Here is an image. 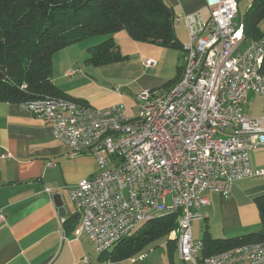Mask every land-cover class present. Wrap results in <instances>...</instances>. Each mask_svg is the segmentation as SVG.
I'll return each mask as SVG.
<instances>
[{
  "label": "built area",
  "instance_id": "2783aa9c",
  "mask_svg": "<svg viewBox=\"0 0 264 264\" xmlns=\"http://www.w3.org/2000/svg\"><path fill=\"white\" fill-rule=\"evenodd\" d=\"M205 2L207 20L175 19L189 35L180 80L163 93L140 92L137 118H128L124 104L98 110L45 98L24 105L52 124L71 157L94 156L99 173L72 188L71 200L80 215L75 238L87 235L99 255L145 224L176 215L170 238L186 264H264V242L204 257L203 241L193 237L207 193L229 198L235 183L264 177L250 163L251 152L264 148V115L244 112L249 93L264 94V38L246 39L238 0ZM157 64L147 60L145 67ZM5 221L0 213V225Z\"/></svg>",
  "mask_w": 264,
  "mask_h": 264
},
{
  "label": "crops",
  "instance_id": "0c3cea01",
  "mask_svg": "<svg viewBox=\"0 0 264 264\" xmlns=\"http://www.w3.org/2000/svg\"><path fill=\"white\" fill-rule=\"evenodd\" d=\"M164 1L173 8L175 19L195 14L205 19V0ZM259 28L264 37V20ZM174 31L181 45L189 41L183 22L175 24ZM118 35L120 33L112 36L115 43L118 42ZM108 38L105 37L100 43ZM85 42L68 47L54 56L53 82L68 96L98 108L114 106L116 100L107 101V97L113 96L108 91L98 99L85 92V84L91 78L89 66L96 69V74L103 76L112 71L107 68L119 65L116 73H127L131 77L130 85L140 82L142 89H154L160 82L141 83L142 79L151 70L157 69L161 73L171 50L153 44H133V53H121L125 60L94 67L87 64L84 57L95 44ZM147 60H157L159 63L156 67L146 68ZM181 67L177 64V76ZM166 85L157 92H165L169 88ZM137 94L134 93L135 99ZM121 96L122 93L118 92V99ZM244 112L254 119L261 118L264 115V94L249 93ZM259 150L251 152L253 170L264 169L259 157L256 158ZM96 171L94 156L85 152L71 157L69 149L54 138L50 122L35 117L22 104L0 102V213L6 217V221L0 225V264H85V258L89 259V264H177L176 242L170 238L173 231L165 238L167 242L163 245V251H157L159 245L155 247L156 250L145 249L137 256L116 263L100 261V255L93 257L94 245L87 235L75 238L74 231L80 215L71 200V190L81 180L96 174ZM56 194H61L66 202L65 217L60 216L55 205L53 196ZM262 196L264 184L251 187L241 181L235 183L229 198L207 193L209 205L201 211L204 218L198 220L202 224L204 221L207 223L206 229L203 233L199 232L203 236L199 239L194 236L198 232L192 226L194 239L203 241L206 231L214 240H228L259 232L262 225L255 199ZM198 228L203 229V225ZM174 245L176 250L171 254L169 251ZM181 264L186 263L182 261Z\"/></svg>",
  "mask_w": 264,
  "mask_h": 264
},
{
  "label": "trees",
  "instance_id": "16d2710c",
  "mask_svg": "<svg viewBox=\"0 0 264 264\" xmlns=\"http://www.w3.org/2000/svg\"><path fill=\"white\" fill-rule=\"evenodd\" d=\"M264 0H252L242 20L247 40H260ZM175 13L164 0H0V102L22 104L45 98L71 100L53 82V59L60 51L97 37H109L88 49L87 64L94 67L126 59L112 36L127 31L136 42L182 51L175 31ZM264 74V70H263ZM178 76L167 86L178 82ZM262 229L245 236L214 240L205 232L203 256L264 242V196L255 199ZM177 228L169 215L145 224L99 260L120 262L142 253ZM176 250L169 251L171 254ZM173 263L172 255H170Z\"/></svg>",
  "mask_w": 264,
  "mask_h": 264
},
{
  "label": "rangeland",
  "instance_id": "374dc122",
  "mask_svg": "<svg viewBox=\"0 0 264 264\" xmlns=\"http://www.w3.org/2000/svg\"><path fill=\"white\" fill-rule=\"evenodd\" d=\"M238 1H239L238 19L243 20L245 18L247 11L249 10L251 6L252 0H238ZM209 16H210V10L207 8V12L204 18L207 19ZM119 33L120 35H118V42L116 43L120 45L119 49L123 55H128L129 51L133 53L134 45H138L140 43L143 44L142 42H135V41L133 42L131 38L128 36L127 31H121ZM104 38L105 37L93 38L85 42V44L91 43L92 45L94 44L96 45L100 43ZM187 42L182 43V44H186ZM144 44H149V43H144ZM154 46H157V45H154ZM169 52L170 53H169V57L167 58V62L165 64V68L161 71V73H158L157 69L154 71L151 70L149 74L147 75V77H144L142 79L141 83L155 84V83L160 82L158 83L159 85H156L154 89H142L141 85L139 84L140 82H134L135 83L134 85H130L129 82H130L131 77L127 73L125 74H121L118 72L116 73V70H117L116 68H119L118 67L119 65H115V66H111L107 68L108 70H112L111 72L107 73V75L111 73L109 77L104 74L103 76L96 74V71H95L96 69H93V67L89 66L88 68H90L89 73H90L91 78L89 79V82L85 84L86 86L85 92L93 97L94 96L97 97L98 99V97H100L101 94L107 93L108 91L110 92V95H113V96L107 97V101L111 102L113 100H116L114 101L113 105H117L118 103L124 104L127 109L128 118L130 119L137 118L139 115V110L137 109V102H136V99L134 98L135 97L134 93L138 92L139 94L140 92L144 90H155V91L161 90L164 85H166L170 81H173L176 78L177 64L179 67L183 65L184 57H183L182 51L171 49ZM87 58H88V54L84 57V59L86 60ZM155 61L159 63L157 60ZM122 86L124 88H122ZM118 92L122 93V96L119 99H118ZM92 107L98 110L105 109L101 107L99 108L94 107V106ZM251 156H252V153L250 154V157ZM257 157H259V161L264 164V148L256 152V158ZM96 166H97L96 173H99L100 170H99V166L97 162H96ZM241 182L242 184L246 186L261 187L264 184V179L262 178L261 179H246L245 181L243 180ZM201 225H203V229L198 228ZM206 225L207 223L205 221L203 222V224L200 221L193 223L192 226L195 227V231L198 232V234H195L194 236L195 237L197 236L199 237V239H201L203 237L201 233H203L204 230L206 229ZM166 242H167V239L164 238L162 240H159L151 244L146 249L147 250H149L150 248L151 250L157 249V251L162 249L163 251V245L166 244ZM159 245L160 247L155 249V247ZM92 256L93 257L99 256V254L95 251V248H94V252H92ZM175 261L177 264L182 263V261L177 256L175 258Z\"/></svg>",
  "mask_w": 264,
  "mask_h": 264
},
{
  "label": "water",
  "instance_id": "95a60500",
  "mask_svg": "<svg viewBox=\"0 0 264 264\" xmlns=\"http://www.w3.org/2000/svg\"><path fill=\"white\" fill-rule=\"evenodd\" d=\"M56 207L59 209V214L62 217L66 216V202L63 200L61 194H56L53 196Z\"/></svg>",
  "mask_w": 264,
  "mask_h": 264
}]
</instances>
